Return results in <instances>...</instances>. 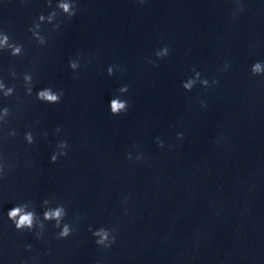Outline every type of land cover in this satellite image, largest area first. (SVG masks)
Here are the masks:
<instances>
[{"label": "clouds", "instance_id": "1", "mask_svg": "<svg viewBox=\"0 0 264 264\" xmlns=\"http://www.w3.org/2000/svg\"><path fill=\"white\" fill-rule=\"evenodd\" d=\"M51 0H49V3ZM239 3V0H237ZM56 7L62 12L64 15H66L68 18H71L75 16L76 10H75V5L72 2V0H58V3ZM242 10V8H241ZM57 15V12L54 10L48 15V20L51 21L55 16ZM45 16L40 15L39 16V21H44ZM37 28H39V24L35 25ZM29 31L32 32V28L29 29ZM33 35L38 37V33H34ZM40 43H44L42 39H40ZM0 48H9L11 50V55L13 56H19L21 55V50H22V45L19 44H14V43H9V36L7 34L3 35V38L0 39ZM168 54V48L165 47L162 50H159L156 52L157 57H164ZM69 66L71 69L76 70L79 67L78 61H70ZM227 67V66H226ZM251 72L253 75H264V62L257 61L252 65ZM14 74V73H13ZM108 74L112 75L113 74V68L109 67L108 68ZM24 81L29 85L27 88V92L29 95L32 94V77L29 74H25L23 77ZM200 82L204 86H208L209 82L206 79H201L200 78V73L196 72L195 76L193 78H190L187 80V82L183 83V88L185 90H191L194 85L197 82ZM213 83H216V81H213ZM4 86L2 83H0V89H2ZM128 91L127 86L121 87L119 89V92L121 94L126 93ZM14 88L9 87L6 91H4V96L9 97L13 94ZM63 93L62 92H56L52 88H44L36 93V97L39 101L45 102L48 104H57L60 102L61 97ZM110 112L113 115H119L123 112H126L129 105L126 100H122L119 97H114L110 100ZM9 114L8 108H4L3 110V115L7 116ZM57 132L60 131L59 128L56 129ZM15 132H11L10 135L15 136ZM46 135V133H45ZM178 138H182L183 134L178 133L177 134ZM25 140L28 144H33L34 137L31 132H27L25 134ZM159 146L163 147V142L159 141ZM58 147L62 150H65L68 145L66 141H61L58 144ZM66 155L65 151H60L59 153H53L51 156V162L55 163L58 159L59 156ZM131 154H129V159H131ZM137 160L141 159L140 156L136 157ZM4 173V168L2 165H0V176H2ZM44 205L47 206L49 205L48 200H44ZM66 210L63 205H57L56 207H45V210L43 212V220L40 219V217L36 214L35 210L31 208L30 204L24 203V204H18L15 205L13 208H11L7 212V217L8 219L13 223L15 226V229L17 231H29L32 232L36 229H39V231L36 232L37 238H41L44 230H45V225L44 221H55V227L59 228L60 231L58 233L57 238L64 239L67 238L73 231L72 227L64 223V218L66 216ZM92 231V229H89ZM115 232V229H107V228H99L95 231H93V235L97 238L96 239V244L103 246L104 248H109L111 247L112 244L115 243L116 241V236L113 234ZM30 248V245L27 246Z\"/></svg>", "mask_w": 264, "mask_h": 264}]
</instances>
